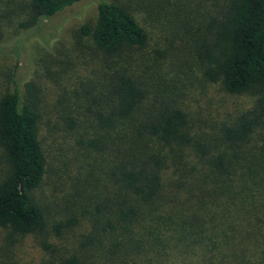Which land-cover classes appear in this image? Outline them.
<instances>
[{"label": "trees", "instance_id": "obj_1", "mask_svg": "<svg viewBox=\"0 0 264 264\" xmlns=\"http://www.w3.org/2000/svg\"><path fill=\"white\" fill-rule=\"evenodd\" d=\"M84 1L30 0L20 28L39 29ZM188 1L185 66L192 56L204 81L251 106L197 125L182 90L122 66L135 53L164 56L130 5L98 1L78 33L117 69L85 92L80 121L58 109L60 128L51 127L32 82L0 97V264H264V0ZM183 4L152 0L150 23L170 38L184 23L171 9L185 14ZM3 36L0 22V44ZM52 129L73 139L71 156L55 133L48 142ZM55 178L59 212L36 196ZM64 232L70 240L56 242ZM26 245L31 261L19 254Z\"/></svg>", "mask_w": 264, "mask_h": 264}, {"label": "rangeland", "instance_id": "obj_2", "mask_svg": "<svg viewBox=\"0 0 264 264\" xmlns=\"http://www.w3.org/2000/svg\"><path fill=\"white\" fill-rule=\"evenodd\" d=\"M98 1L86 0L53 16L39 29L24 31L20 23L30 0H0V22L4 33L0 44V97L15 84L23 90L25 84L32 82L37 89L41 116L44 120L51 118V127L57 123L60 128L56 115L58 109L79 120L80 110H84L88 104L86 99L90 100V95L86 98L85 92L90 89L91 95L96 93L107 69H117L116 59L105 57L78 33L82 23L94 20ZM179 1L185 5L178 7L184 10L188 7L189 11L184 14L177 7L171 9V14L175 12L178 17V23H184L176 27L173 33L170 31L169 38V33L165 34L166 26L159 32L161 26L150 23L148 14L152 0H125L139 23L152 35V46L164 52V56L153 62L148 60L147 55L144 60L143 55L135 53L122 66L128 67L136 78L150 86L161 85L165 89L175 86L182 90L183 107L190 112L197 125H203V120L220 121L233 117L238 111L249 108L252 98L228 94L220 84L204 81L196 63L191 60L192 56L187 59L189 66H185V36L189 30L187 24L192 23L194 14L191 7L195 3ZM55 131L52 129L51 134H47L51 144ZM64 132L60 129L59 133H55V140L62 152L71 156L75 143ZM56 172H61L59 165H56ZM57 185L55 178L53 183L44 185L36 192L41 205L54 204V212H59L64 204L58 200L63 197V192H54ZM70 238L71 233L64 232L55 241L66 243ZM31 242L27 241L32 245ZM27 250H33V247L30 249L26 245L19 254L27 255H21V258L31 261L32 256Z\"/></svg>", "mask_w": 264, "mask_h": 264}]
</instances>
